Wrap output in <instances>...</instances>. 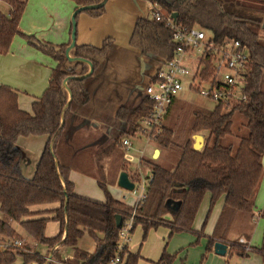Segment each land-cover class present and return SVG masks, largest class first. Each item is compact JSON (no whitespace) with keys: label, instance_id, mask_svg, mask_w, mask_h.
I'll list each match as a JSON object with an SVG mask.
<instances>
[{"label":"trees","instance_id":"1","mask_svg":"<svg viewBox=\"0 0 264 264\" xmlns=\"http://www.w3.org/2000/svg\"><path fill=\"white\" fill-rule=\"evenodd\" d=\"M4 1L11 9L9 14L0 12V53H7L13 37L20 34L30 44L51 55L57 64L41 97L50 109L48 121L27 118L7 128L0 114V233L22 238L11 224L17 222L28 238L47 245L49 254L62 264H107L116 253L119 230L132 208L110 193L103 172L96 175L79 170L96 177L105 193L103 200L78 193L69 177L74 167L71 161L76 153L82 152L102 171L105 168L102 157L112 155L121 138L136 131L138 119L147 114L153 104L144 88L163 61L173 55L172 32L154 17H139L129 41L137 51L119 48L112 37H107L102 46L75 42L70 49L72 59L66 54L70 44L54 46L21 32L19 23L27 0ZM74 1L80 5L74 20L80 12L97 17L105 11L103 0ZM146 1L150 4V12L154 11L153 4L170 13L177 12L179 23L201 25L211 31L217 41L225 36L239 39L249 47L253 59L245 88L247 101L196 109L189 124L182 129L186 136L181 140L180 135L165 124L163 134L154 142L174 149L175 161L165 166L143 159L145 164H150L151 175L148 176L147 195L137 207L132 232L138 223L143 225L145 235L151 227L158 225H167L171 234L192 230L204 196L208 193L211 196L206 220L217 200L224 196L223 208L207 247L211 249L217 240L225 242L228 239L236 221L244 218L251 222L254 219L255 195L264 173V42L247 20L227 10L221 0ZM125 61L129 68L123 65ZM142 61L151 71L142 88L136 90L129 81L138 73ZM104 97H107L105 112L115 114L105 120L100 118L102 128L96 129L91 126L93 119H99L96 101ZM177 100L175 98L168 107L166 119ZM236 113L244 119L240 126L245 128V133L241 136L233 133ZM200 131L207 137L198 147L196 135H200ZM29 134L48 135L31 178L22 172L21 155L17 153L6 161L5 149L6 142L14 143L18 137ZM130 179L135 182L132 177ZM50 203L58 205L45 210L30 209L32 205ZM174 204H177L176 209H173ZM46 213L51 216H44ZM140 214L158 222L142 220ZM117 215L121 216L120 225ZM260 215L264 218V208ZM49 220L59 222L60 229L55 236L45 234ZM160 221L167 222L161 224ZM87 234L96 242L94 251L79 246V241ZM62 249L69 250L71 258L64 257ZM234 250L244 253L242 249L230 248L231 253ZM258 250L264 260V243ZM17 255L23 256L24 264L45 262L44 255L26 244L23 249L0 252V264H12ZM139 257L138 252L128 250L125 264H138ZM174 257L164 250L156 264H172Z\"/></svg>","mask_w":264,"mask_h":264},{"label":"crops","instance_id":"2","mask_svg":"<svg viewBox=\"0 0 264 264\" xmlns=\"http://www.w3.org/2000/svg\"><path fill=\"white\" fill-rule=\"evenodd\" d=\"M102 4H104L105 7V11L102 15L94 17L86 12H80L77 19L74 20V15L80 8V5H77L74 0H27L23 15L20 19L19 28L22 33L33 36L37 40L54 46L68 43L70 44V48L75 42L77 44L102 46L103 41L107 37H112L119 48L137 51L130 46L129 41L137 18L148 16L150 10L149 2L146 0H103ZM10 9L11 6L9 3L0 0V12L9 14ZM56 64L57 61L51 55L44 53L34 45L30 44L28 39L20 34H16L13 37L10 49L7 53H0V114L4 118L7 128H11V126L15 125L17 122L27 118L48 121L50 117V109L42 102L41 97L49 85L52 69ZM134 79L135 78H131V81ZM112 96L114 98V95ZM106 99L107 97H104V99L98 98L96 101V112L99 119H93L91 122L93 128H102L101 125L103 124L100 118L105 120L106 118L114 117L115 112H112V115L105 112L107 110V108H104L105 103L107 102ZM112 108L113 111H115L113 106ZM47 139V134H29L18 137L14 143L6 142V161H8L13 155L19 153L21 155L20 163L24 176L27 178L33 177L38 161L47 143ZM1 141L2 137L0 135V142ZM152 147L151 150L154 149ZM160 152L159 149V154ZM159 154L156 153L155 149L153 155L159 156ZM145 172H148L147 176L151 175L150 168H147ZM88 176L90 175L83 172L69 173V177L74 182V188L78 193L103 200L104 198L100 196L90 195L86 193V191H83L84 183L87 181L86 177ZM116 182L118 183V180ZM258 190L259 186L255 198H257ZM210 197L209 193L204 196L194 219L193 229L195 228L194 226L199 210L201 211L204 209L202 215L198 216L200 220L196 222L199 226L202 219H204L202 223L203 226L195 229V233L198 236H201L202 234L207 235L208 240L206 243V249L207 251H214V253H216L214 250V244L211 249H208L207 247L223 208L224 196H221L217 200L215 203V205L217 204L216 208L210 219V215H208L206 220L207 215L204 218V213L206 209L209 208ZM57 205L58 203L32 205L30 206V209L45 210ZM44 216H51V214L46 213ZM49 222L57 223V227L60 229L59 222L56 220H49L46 225V236H55L59 230L54 235H49L47 233ZM11 224L16 230L20 229L18 230L19 233L26 240L28 236L19 227L17 222H12ZM44 248L45 247L43 246L38 250L34 249V251H38L44 256H51V254H49V248L48 253H44ZM128 249L131 252L139 253L140 257L138 264L144 259L141 254V245L139 247L136 245L132 246L130 240ZM229 254V246L225 254H219L222 256V264H238L237 261L231 262L230 256L232 257V255ZM244 255L238 253L237 258L241 256L243 257ZM158 256L159 254L154 257L156 258L155 260L158 259ZM202 257H205V255L203 254ZM175 258L176 257H174V260ZM188 258L189 250H187L182 259L185 261L187 260L188 262ZM203 259L204 258L201 259L199 264H212L213 256L210 255L205 263H203ZM16 261L14 264H24L23 258L22 260L21 258L20 260L16 259ZM157 261L150 260L149 264H156ZM52 263L56 264L60 262L55 259Z\"/></svg>","mask_w":264,"mask_h":264},{"label":"rangeland","instance_id":"3","mask_svg":"<svg viewBox=\"0 0 264 264\" xmlns=\"http://www.w3.org/2000/svg\"><path fill=\"white\" fill-rule=\"evenodd\" d=\"M224 4V7L233 12L234 14L244 18L247 20L248 24L250 26H253L258 34L260 39L264 42V0H221ZM165 9V8H164ZM119 51V50H117ZM66 54L67 50H66ZM69 56V55H68ZM71 57V54L69 56ZM73 59V58H72ZM124 66L128 67V63L126 65L123 63ZM142 66L138 68V73L134 75V80L129 81V83H132L133 86L136 88L141 87L142 84L145 82L146 75L151 71L150 66L142 61ZM134 70V68H133ZM135 71V70H134ZM121 79H123V76H119ZM118 77V78H119ZM124 81V80H123ZM123 83V82H122ZM69 93V90H68ZM215 106V103L209 100L204 99L203 97L193 94L189 91H183L180 93L178 100L175 102V104L172 106L170 112L167 115V119L165 121V124L169 128H173L176 132V135H180V140L182 137L186 136L185 131H182L183 128L189 124V121L193 118V112L198 108H212ZM39 120V119H38ZM243 116L240 113H236L234 117L233 122V133L237 135H243L244 129L240 126V122L243 121ZM41 121V120H39ZM182 131V132H181ZM201 136L200 143L204 144L205 137L207 135L204 131L198 132ZM197 136V135H196ZM232 136V135H231ZM194 141V136H192ZM230 139H234L233 137H230ZM153 141L148 142L146 139H134L133 147L129 148L128 151L124 147L121 146V143H117V147H115V150L112 155L110 156H103L101 159L102 164L104 165V169L98 170L96 167H94L91 164V161H89L84 155V153H76V156L73 157V160L71 161V165L74 166L71 170V172H80L79 170H85L91 173H94L96 175L101 174L103 172L106 186L110 193L117 199H121L127 203L128 207L132 208V205L135 203L137 194L132 190H126L125 188L118 185L116 182L119 179V174L123 171L128 172L130 175V178L132 177L135 182H139L141 179L145 178L148 174V172H145L147 168L151 169L150 164H145L143 159H147L150 162H158L160 164H163L165 166L171 165L175 159H176V153L174 149L171 147H162L157 143H154ZM153 145V147H152ZM151 147L154 148L151 150ZM140 149H144V154L142 156V153L140 152ZM160 149L159 156H154V150ZM132 159V160H131ZM141 161L139 164L138 162ZM144 162V163H143ZM147 163V162H146ZM147 167V168H146ZM90 176L86 177L87 181L84 183V190L86 193L94 196H100L102 198H105L104 190L101 188L100 184L98 183L96 177H94L91 174H88ZM259 185V190L257 194V198H255V215L254 219L251 222H246V219L241 218V221H236L233 224V228L229 234L228 239L225 240L226 244L237 242V239L239 237H245L252 246H254L256 249L248 252L245 254V252L242 254L243 257L237 258V251L230 252V260L231 262L237 261L238 264H264L262 254L259 252V248L262 247L264 243V218L260 215L261 210L264 208V173L261 177ZM210 204V202H209ZM217 205V204H216ZM216 205L213 206L210 211L211 214H209V219L216 208ZM204 208V207H203ZM209 210V208H207ZM206 209L204 213V218L208 214V210ZM204 209L201 211L199 210L196 222H198L200 215H202ZM141 215V214H140ZM142 220L148 219L146 216L141 215ZM149 221H156L158 220H152L148 219ZM203 221L200 222V225L198 226L195 222V228L192 230H182L177 231L171 234V230L166 225H158L156 227H151L147 234L145 235V231H143V225L141 223H138L133 232L131 233V245L132 246H140L141 245V254L144 257L142 261L139 262V264H149L150 260L157 261L159 257L162 255L163 251L166 250L168 253L173 254L176 258L173 262V264H199L202 258L203 263L206 262V260L209 259L210 255L213 256L212 264H222V256L214 253V251H207L206 249V243H207V235L202 234L201 236L196 235L195 229L200 228L203 226ZM161 224H165L167 221H160ZM17 229L16 232H19ZM57 223L49 222L47 226V233L49 235H54L58 231ZM248 235V236H247ZM14 237H8L4 233H0V245L2 241L10 240ZM24 238V237H22ZM26 244L27 247L30 246L31 250L39 249L40 247L44 248V253H48V247L42 243L34 242L31 238H26ZM143 243V245H142ZM25 244V245H26ZM29 244V245H28ZM232 245L236 249H242L239 246ZM24 245V247H25ZM228 245V244H227ZM79 246L87 249L89 251H94L96 248V242L94 239L89 236L88 234L84 236L79 241ZM56 247V246H55ZM230 247V248H233ZM66 249V248H65ZM64 251V257L71 258L72 255L69 250ZM187 250H189V258L188 262L187 260H183L184 255L186 254ZM243 250V249H242ZM244 251V250H243ZM211 253V254H210ZM237 253V254H236ZM157 254H159L158 259L155 260L154 258ZM205 255V257H202V255ZM69 256V257H68ZM22 260V255H17L16 259ZM15 259V261H16ZM65 260V259H64ZM15 261L12 263L14 264ZM17 262V261H16ZM60 264V263H56Z\"/></svg>","mask_w":264,"mask_h":264},{"label":"built area","instance_id":"4","mask_svg":"<svg viewBox=\"0 0 264 264\" xmlns=\"http://www.w3.org/2000/svg\"><path fill=\"white\" fill-rule=\"evenodd\" d=\"M152 7L154 11L149 10L148 16L161 21L171 30L175 49L173 55L163 61L153 79L144 88L153 104L149 112L138 119L136 131L121 138L120 143L126 151L133 147L134 139L144 138L148 142H154L163 134L168 107L183 91L197 94L215 105L231 106L248 99L245 88L253 59L246 44L232 36H225L217 41L211 31L203 26L181 24L167 9L157 4ZM140 152L143 156L144 149H140ZM148 184V176L135 182V203L119 230L116 253L107 264H125L138 214L137 207L147 195ZM25 241L24 238L2 241L0 252L23 249ZM227 244L230 247V243ZM235 245L241 247L245 254L256 249L245 237H239ZM54 261L52 256H45L43 264Z\"/></svg>","mask_w":264,"mask_h":264},{"label":"water","instance_id":"5","mask_svg":"<svg viewBox=\"0 0 264 264\" xmlns=\"http://www.w3.org/2000/svg\"><path fill=\"white\" fill-rule=\"evenodd\" d=\"M172 15L176 18L178 13L177 12H173ZM73 45L74 44H72V46ZM72 46H70V48L68 47V49H67V53H68L69 56H70L69 51L72 48ZM91 68H92V66H91ZM69 94H71L70 91H69ZM62 121H63V118H62ZM200 138H201L200 135L196 136V141H197L196 142L197 143L196 146H198V147L202 146V143H200ZM156 153L159 154V149H156ZM262 163L264 165V155H263V158H262ZM118 184H119V186L125 188L126 190H130V191H132L135 188V182H133L130 179V177H129V175H128V173L126 171H122L119 174ZM176 208H177V204H174L173 205V209H176ZM120 223H121V216L117 215V224L120 225ZM227 248H228V245L225 242H223V241L217 240L214 243V250H215L216 253L225 254L226 251H227Z\"/></svg>","mask_w":264,"mask_h":264}]
</instances>
